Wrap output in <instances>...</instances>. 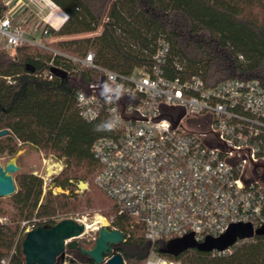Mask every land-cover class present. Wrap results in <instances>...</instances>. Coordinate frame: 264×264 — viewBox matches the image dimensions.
<instances>
[{
	"label": "built area",
	"instance_id": "obj_1",
	"mask_svg": "<svg viewBox=\"0 0 264 264\" xmlns=\"http://www.w3.org/2000/svg\"><path fill=\"white\" fill-rule=\"evenodd\" d=\"M5 5L0 51L14 57L20 47L39 46L61 56L63 64L51 62L52 70L38 76L51 80L53 70L67 73L77 88L80 116L88 122L107 119V134L92 146L100 165L95 184L118 208L111 224L123 216L131 229L143 230L151 245L144 264H180L162 255L160 242L192 236L202 244L221 238L233 225L264 228L261 80L237 78L208 86L183 64L170 65V45L165 40L159 42L147 67L121 74L97 64L94 52L77 58L45 44L51 29H59L68 18L53 1L5 0ZM26 12V18L34 15L41 21L33 35L21 19ZM174 72L177 75L170 76ZM50 158L44 159L47 171L36 174L43 181L44 194L61 190L53 188L59 175L53 168L59 163L49 165L54 162ZM39 222L36 218L23 222V238ZM111 230L118 229L112 225ZM234 246L212 252L228 255ZM2 264H9V259Z\"/></svg>",
	"mask_w": 264,
	"mask_h": 264
},
{
	"label": "trees",
	"instance_id": "obj_2",
	"mask_svg": "<svg viewBox=\"0 0 264 264\" xmlns=\"http://www.w3.org/2000/svg\"><path fill=\"white\" fill-rule=\"evenodd\" d=\"M68 16L46 39L55 51L84 58L95 53L96 63L131 74L147 67L159 42L170 45V65L183 64L188 73L203 77L208 86L229 79H259L264 83V0H51ZM7 11L0 0V18ZM100 28L102 32L92 36ZM91 35V36H90ZM62 38L61 40H57ZM60 66L64 58L39 46L20 47L16 56L0 51V158H13L25 145L55 154L66 168L53 180L63 193L43 192V181L33 173L14 175L17 192L10 197L14 214L7 220L0 209V264H25L22 223H58V214L104 203L109 219L118 213L115 202L95 184L100 165L92 153L94 142L107 134L108 121L88 122L76 106L77 88L71 76L49 80L38 75ZM172 73L170 76H176ZM78 180L92 193L79 200ZM69 192V194H67ZM4 219V221H1ZM47 220V221H43ZM113 227L125 241L113 246L126 264H144L150 242L140 228L131 229L127 217L117 216ZM173 241L160 242L162 255L180 264H264V234L240 241L224 256L187 248L168 252ZM82 246V244H80ZM73 261L95 264L79 250H68ZM58 257L55 264H63Z\"/></svg>",
	"mask_w": 264,
	"mask_h": 264
},
{
	"label": "water",
	"instance_id": "obj_3",
	"mask_svg": "<svg viewBox=\"0 0 264 264\" xmlns=\"http://www.w3.org/2000/svg\"><path fill=\"white\" fill-rule=\"evenodd\" d=\"M52 73L58 77L66 74L59 70ZM9 130L0 131V139L8 136ZM20 171L16 158H11L5 165L0 159V198L13 196L17 192L14 175ZM86 231V225L77 220L65 219L54 225L39 226L28 232L22 241V251L25 264H55L58 257L64 256L66 250H79L90 257L95 264H126L124 256L120 253L113 254V246L125 241L123 232L111 230L102 226L93 248L88 249L76 240ZM264 234V228L254 230L249 224L233 225L229 231L219 239H209L198 244L192 236L174 240L168 250L170 253L187 248H197L203 251H224L234 246L238 240L252 239ZM72 239V240H71ZM107 259V260H106ZM63 264H80L70 261Z\"/></svg>",
	"mask_w": 264,
	"mask_h": 264
},
{
	"label": "rangeland",
	"instance_id": "obj_4",
	"mask_svg": "<svg viewBox=\"0 0 264 264\" xmlns=\"http://www.w3.org/2000/svg\"><path fill=\"white\" fill-rule=\"evenodd\" d=\"M27 16L28 14L26 12L24 13V15L21 16V19L25 20L26 29L33 35L35 34L36 29H38V24L41 21L39 18H36L34 15H31V16L29 15V17L26 18ZM54 25H57V23H54ZM101 32H102V28H100L96 33L91 34V35L92 36L98 35ZM61 39L62 38H59L57 40H61ZM55 40L56 39L53 38L49 41H45V44L49 48H51L49 43ZM24 47H28V46H24ZM50 157H54V162L53 161L50 162L49 165H53L54 163L55 164L59 163V164H56L53 169L57 170L59 174H61L66 168L65 161L59 158L55 154H46L45 152L37 151L31 145H25L19 150L16 156H14V158H16L17 160V164L20 166L19 173H33L34 175L43 174L45 173V171H47L48 166L45 165L44 159L49 161V159H51ZM0 159L3 165H5L11 158L5 156ZM50 172H52V169H49V173ZM75 184L77 185V189L75 193L79 196V200L85 199L87 195L92 193L91 191L92 186H90L88 182L83 181V180H78V182H76ZM54 187L55 186L53 185V188ZM49 191L51 190H48L45 194H47ZM61 193H63V189L56 190V193L54 194H61ZM67 194H69V192H67ZM0 209L3 211V213H5L4 216H6L7 220L8 219L10 220L12 215L15 212L11 205L10 197L0 198ZM0 217H3V215H1ZM98 217L105 218L107 220V225L99 224L96 227L94 226L88 230V233L85 236L80 237L79 239H76L80 244H82L84 248L91 249L95 245V241H93L92 238L94 237L97 238L98 236V233H96L98 232L97 229L102 226L108 227L109 229L112 228V224L110 223V219H109V209L107 205H105L104 203H97L95 205L92 204L91 206L83 207L82 210L60 213L57 215L56 218L58 219L59 222L65 219H73V220L79 221L80 223H86V224L93 225L98 219ZM69 257H73V256L70 253H68L67 255L64 254V256H62V261L64 263H67L68 262L67 260L69 259Z\"/></svg>",
	"mask_w": 264,
	"mask_h": 264
},
{
	"label": "bare ground",
	"instance_id": "obj_5",
	"mask_svg": "<svg viewBox=\"0 0 264 264\" xmlns=\"http://www.w3.org/2000/svg\"><path fill=\"white\" fill-rule=\"evenodd\" d=\"M99 224L107 225V220L105 218H103V217H98V219L96 220V222L93 225L85 223L87 229H90V228H92L94 226L96 227Z\"/></svg>",
	"mask_w": 264,
	"mask_h": 264
}]
</instances>
